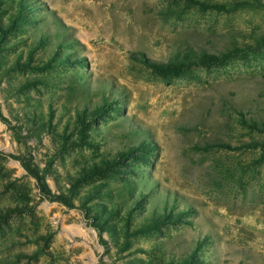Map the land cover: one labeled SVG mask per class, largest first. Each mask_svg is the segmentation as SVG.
Listing matches in <instances>:
<instances>
[{
	"label": "rangeland",
	"instance_id": "1",
	"mask_svg": "<svg viewBox=\"0 0 264 264\" xmlns=\"http://www.w3.org/2000/svg\"><path fill=\"white\" fill-rule=\"evenodd\" d=\"M0 264H264V0H0Z\"/></svg>",
	"mask_w": 264,
	"mask_h": 264
},
{
	"label": "trees",
	"instance_id": "2",
	"mask_svg": "<svg viewBox=\"0 0 264 264\" xmlns=\"http://www.w3.org/2000/svg\"><path fill=\"white\" fill-rule=\"evenodd\" d=\"M42 188H43V189H42V192H43L46 196H48V198H55V196L52 195L48 189H46L45 187H42Z\"/></svg>",
	"mask_w": 264,
	"mask_h": 264
}]
</instances>
